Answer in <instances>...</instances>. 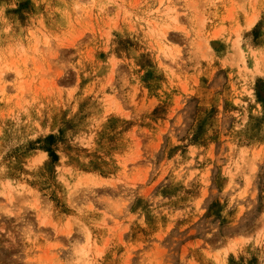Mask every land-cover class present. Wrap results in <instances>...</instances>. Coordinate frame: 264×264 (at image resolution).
I'll return each mask as SVG.
<instances>
[{
	"label": "rangeland",
	"instance_id": "1",
	"mask_svg": "<svg viewBox=\"0 0 264 264\" xmlns=\"http://www.w3.org/2000/svg\"><path fill=\"white\" fill-rule=\"evenodd\" d=\"M0 264H264V0H0Z\"/></svg>",
	"mask_w": 264,
	"mask_h": 264
}]
</instances>
